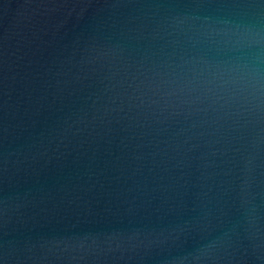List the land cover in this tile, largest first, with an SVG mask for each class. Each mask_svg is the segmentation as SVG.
<instances>
[{
  "label": "water",
  "instance_id": "obj_1",
  "mask_svg": "<svg viewBox=\"0 0 264 264\" xmlns=\"http://www.w3.org/2000/svg\"><path fill=\"white\" fill-rule=\"evenodd\" d=\"M0 264H264V0H0Z\"/></svg>",
  "mask_w": 264,
  "mask_h": 264
}]
</instances>
